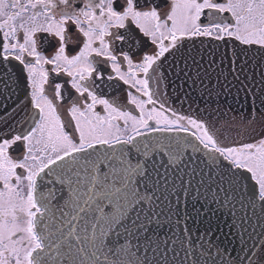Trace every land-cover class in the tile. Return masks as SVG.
<instances>
[{"label": "snow or ice", "instance_id": "1", "mask_svg": "<svg viewBox=\"0 0 264 264\" xmlns=\"http://www.w3.org/2000/svg\"><path fill=\"white\" fill-rule=\"evenodd\" d=\"M260 106L264 0H0V264H264Z\"/></svg>", "mask_w": 264, "mask_h": 264}, {"label": "water", "instance_id": "2", "mask_svg": "<svg viewBox=\"0 0 264 264\" xmlns=\"http://www.w3.org/2000/svg\"><path fill=\"white\" fill-rule=\"evenodd\" d=\"M201 40L204 41V44H208L209 43L207 38H196L194 42H195V44L197 46H199ZM185 43L191 45L193 43V41H185ZM213 43H215V42H213ZM257 78H259V72L258 71H257ZM225 99L227 100V104L229 106L235 108L238 113L243 114L245 116L248 115L250 108L252 109L253 112H255V109L258 106V102H257V104H253L251 101L244 100L243 97H241L239 99V101L234 102L232 96H229V97H226V98L225 97H221L220 98L221 106H223ZM197 104H199L201 108H203V107H209V108L215 107V105L207 104L205 101H202V100H199V99L197 100ZM194 107H195V105H194ZM260 107H261L262 110H264V106H260ZM197 206H199V205H197Z\"/></svg>", "mask_w": 264, "mask_h": 264}, {"label": "flooded vegetation", "instance_id": "3", "mask_svg": "<svg viewBox=\"0 0 264 264\" xmlns=\"http://www.w3.org/2000/svg\"><path fill=\"white\" fill-rule=\"evenodd\" d=\"M126 88H127V86H123L122 85V89H126ZM107 91H108L109 94H116V95L121 96V98H123L124 92L121 89H117L115 92H113L112 89H108ZM132 91H134V90H132Z\"/></svg>", "mask_w": 264, "mask_h": 264}]
</instances>
